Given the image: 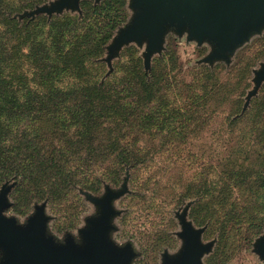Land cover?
Wrapping results in <instances>:
<instances>
[{
  "label": "trees",
  "instance_id": "trees-1",
  "mask_svg": "<svg viewBox=\"0 0 264 264\" xmlns=\"http://www.w3.org/2000/svg\"><path fill=\"white\" fill-rule=\"evenodd\" d=\"M45 1L0 0V185L17 181L15 191L23 202L53 200L75 184L98 190L100 179L88 177L100 170L117 184L123 165L143 164L169 145L182 158L184 151L176 148L194 134L186 125L197 120L191 115L200 107L197 101L229 104L232 85L219 83L216 70L194 67L201 79L187 84L171 75L181 71L177 65H164L161 72V65H154L149 78L133 48L126 62L101 82L104 64L97 61L127 19L126 0L83 1L80 17L42 14L21 22L8 17ZM196 89L201 96L191 99L188 94ZM180 96L186 99L184 106L177 104ZM234 104L237 114L241 100ZM250 105L229 126L253 122V128L229 132L234 141L221 160L238 164L236 176H253L264 184V114L257 113L264 109V95ZM109 162L112 166L100 169ZM98 163L102 165L96 167ZM225 192L226 187L218 189L223 201ZM212 218L206 211L199 225ZM224 223L221 239L228 237ZM249 228V236L257 235L261 224L251 222Z\"/></svg>",
  "mask_w": 264,
  "mask_h": 264
},
{
  "label": "rangeland",
  "instance_id": "rangeland-1",
  "mask_svg": "<svg viewBox=\"0 0 264 264\" xmlns=\"http://www.w3.org/2000/svg\"><path fill=\"white\" fill-rule=\"evenodd\" d=\"M56 1L46 0L33 9L8 14V17L21 22L28 18L25 16L27 13ZM83 1L88 0H79L78 10L71 5L52 14V17H80ZM91 1L93 5L102 2ZM131 4L132 0H126L127 19L114 31L104 47L103 57L97 61L104 64L105 72L101 82L116 71V65L126 62L130 48L136 49L144 65L146 42L140 45L135 42L123 45L109 59L108 47L118 32L126 28L134 17L135 11L131 9ZM37 16L39 15L34 17ZM187 35V32L178 34L173 29H168L162 50L152 55L148 70L143 66L145 74L150 78L154 65H161L157 67L160 72L163 71L164 65H177L181 71L173 70L171 75L177 78V82L193 84L197 79H201L199 71L195 73L193 68L208 67L212 71L216 70V80L219 83L229 82L232 85V94L228 96L229 104L222 106H216V103L212 102L205 103L201 99L197 101L200 107L193 109L194 113L191 114L197 117V120L186 125L188 133L194 134L189 135L184 143L176 148L184 151L183 154L177 152L178 155L182 154V158H178L169 145L162 148L161 154L154 155V158L143 164L123 165L117 184L106 179L104 171L100 170L91 173V178L88 177L91 182L100 179L98 190H84L81 184H75L68 194H60V197L53 200L46 197L41 202L34 201L31 204L23 202V196L15 191L17 181L5 182L0 185V192L5 184V188L9 189L8 207L3 212L4 216L14 218L23 226L35 213V207L44 204V214L48 218V234L58 243H64L67 237L79 242L80 232L101 212V207L95 200L103 199L109 192H120L122 194L111 201L114 215L110 221V234L115 246H131L135 256L130 264H163L165 255L176 257L183 247V239L180 237L181 219L196 231L203 229L200 243L208 245L210 249L201 257L202 264H264V260L256 253V244L264 236V184L254 181L253 176H236L238 164L231 162L227 165L221 160L223 151L234 141L229 132L234 131L237 134L239 131L253 128V122H244L235 127L229 126V122L243 116L250 109L251 101L264 95L263 81L256 94L246 104L247 95L255 87V72L264 66V28L252 33L227 60L212 62L205 59L213 51V44L204 41L199 45L195 40H188ZM169 67L166 66V71ZM216 67H221L222 70L214 69ZM188 95L194 99L195 95L200 97L201 93L196 89ZM185 100L180 96L177 104L184 106ZM240 100L239 113L236 114L234 112L237 105L234 102L237 104ZM257 113L264 114V109L262 112L258 110ZM227 117L230 118L227 120ZM155 145L159 147L158 144ZM100 165L102 164L98 163L96 167ZM110 166L112 162L104 163L100 169ZM80 179L78 178V181H81ZM222 186L226 187L224 201L222 195L217 196L218 189ZM91 187L95 189L97 184H92ZM228 209L232 210L231 215L226 212ZM206 211H209L213 218L199 225ZM238 215L242 216L240 224ZM223 221L228 223V237L221 239L219 228ZM251 222L261 224L257 235L249 236ZM2 257L0 250V260Z\"/></svg>",
  "mask_w": 264,
  "mask_h": 264
},
{
  "label": "water",
  "instance_id": "water-1",
  "mask_svg": "<svg viewBox=\"0 0 264 264\" xmlns=\"http://www.w3.org/2000/svg\"><path fill=\"white\" fill-rule=\"evenodd\" d=\"M97 1V0H96ZM79 0H57L36 8L25 16L52 14L73 5L77 10ZM135 11L131 23L121 29L108 47L109 59L123 45L146 42L143 55L144 69H149L151 57L162 50L168 29L176 33L187 32L188 40L197 44L209 41L213 51L205 59L227 60L249 36L264 28V0H132ZM264 81V66L255 72L254 89L247 95L246 104ZM6 184L0 192V264H130L135 254L131 246L117 247L111 241L110 221L114 215L111 201L122 193L109 192L100 200L98 217L80 232L76 242L67 237L58 243L47 232L48 218L44 204L35 207V213L21 226L14 218L4 216L8 207ZM183 247L176 257H163V264H202L201 257L210 247L200 243L203 229L194 230L181 219ZM256 253L264 260V236L256 244Z\"/></svg>",
  "mask_w": 264,
  "mask_h": 264
}]
</instances>
